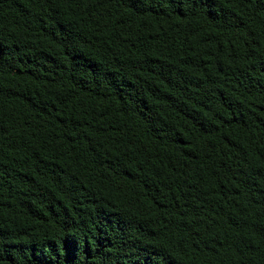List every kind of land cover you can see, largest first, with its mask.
<instances>
[{
	"label": "trees",
	"instance_id": "obj_1",
	"mask_svg": "<svg viewBox=\"0 0 264 264\" xmlns=\"http://www.w3.org/2000/svg\"><path fill=\"white\" fill-rule=\"evenodd\" d=\"M0 264H264V0H0Z\"/></svg>",
	"mask_w": 264,
	"mask_h": 264
}]
</instances>
